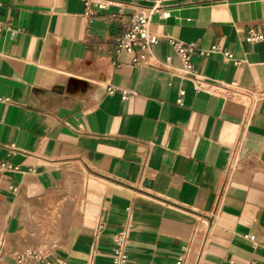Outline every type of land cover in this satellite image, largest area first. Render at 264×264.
Masks as SVG:
<instances>
[{
	"label": "crops",
	"instance_id": "crops-1",
	"mask_svg": "<svg viewBox=\"0 0 264 264\" xmlns=\"http://www.w3.org/2000/svg\"><path fill=\"white\" fill-rule=\"evenodd\" d=\"M154 6L136 65L116 40ZM251 32L264 36V0H0V160L18 167L0 176V264L25 249L113 264L122 230L128 264H264ZM173 40L196 44L205 89L180 76ZM233 83L241 94L220 90Z\"/></svg>",
	"mask_w": 264,
	"mask_h": 264
},
{
	"label": "built area",
	"instance_id": "built-area-1",
	"mask_svg": "<svg viewBox=\"0 0 264 264\" xmlns=\"http://www.w3.org/2000/svg\"><path fill=\"white\" fill-rule=\"evenodd\" d=\"M157 6L152 8H140L132 18L131 27L127 33L122 35L116 40L117 53L129 54L132 56V61L136 65H147L149 58L152 55V48L155 40L152 38L149 27L152 17L157 11ZM248 42H260L264 40V36L251 32L247 38ZM175 50L182 61V71L180 76L182 78L193 82L197 90L205 89L206 83L202 80L201 76L196 72L195 66L191 61V55L197 50L196 44H187L179 40L172 42ZM138 52V53H137ZM219 52V48L215 47L211 51H203L202 55L209 56L212 53ZM225 56L231 59V55L226 53ZM113 92V88L109 89ZM225 94L239 95L241 92L237 90V84L233 83L221 89ZM185 92H181V97ZM130 93H125L124 100L130 98ZM182 102L180 98L179 103ZM18 167L10 164L7 161L0 160V176L7 172H16ZM128 237L127 230H122L115 236V258L113 264H128ZM15 264H51L47 257L42 256L36 251H30L27 254H19ZM224 264H235L233 261H227Z\"/></svg>",
	"mask_w": 264,
	"mask_h": 264
},
{
	"label": "rangeland",
	"instance_id": "rangeland-1",
	"mask_svg": "<svg viewBox=\"0 0 264 264\" xmlns=\"http://www.w3.org/2000/svg\"><path fill=\"white\" fill-rule=\"evenodd\" d=\"M28 251H29V250H26V249H25L22 253H23V254H27ZM32 251H36V250H35V249H32ZM38 252H40V251H38ZM40 253H41V254H47V253H42V252H40Z\"/></svg>",
	"mask_w": 264,
	"mask_h": 264
},
{
	"label": "bare ground",
	"instance_id": "bare-ground-1",
	"mask_svg": "<svg viewBox=\"0 0 264 264\" xmlns=\"http://www.w3.org/2000/svg\"><path fill=\"white\" fill-rule=\"evenodd\" d=\"M32 251V250H31ZM28 252H30V251H28ZM37 252V251H36ZM38 253V252H37Z\"/></svg>",
	"mask_w": 264,
	"mask_h": 264
}]
</instances>
